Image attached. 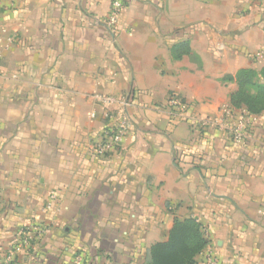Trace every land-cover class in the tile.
<instances>
[{"label":"crops","instance_id":"0c3cea01","mask_svg":"<svg viewBox=\"0 0 264 264\" xmlns=\"http://www.w3.org/2000/svg\"><path fill=\"white\" fill-rule=\"evenodd\" d=\"M122 1L109 29L112 0H0V259L34 221L51 232L12 264H145L194 217L224 264H264V112L235 144L166 107L172 92L203 115L230 103L223 77L264 65V0ZM184 40L192 53L176 60ZM96 92L129 95L133 121L104 157Z\"/></svg>","mask_w":264,"mask_h":264},{"label":"built area","instance_id":"2783aa9c","mask_svg":"<svg viewBox=\"0 0 264 264\" xmlns=\"http://www.w3.org/2000/svg\"><path fill=\"white\" fill-rule=\"evenodd\" d=\"M124 9L125 4L122 0H112L109 14L105 19L106 27L109 29L117 27ZM256 57L264 60V51L258 52ZM2 60L3 42L0 37V76L2 75ZM93 98L95 102L104 108L105 126L94 146L95 154L104 157L120 147L132 130L133 121L129 111V95L120 96L112 93L96 92L93 94ZM166 107L173 116L186 119L193 126L199 128L214 127L225 132L235 144L244 143L248 125L247 115H250L245 109L236 108L230 103H224L220 106L216 115H203L197 112L193 103L175 92L169 94ZM96 116L97 113L93 111L91 117L95 118ZM58 200V194L50 192L45 209L53 210L57 206ZM50 232L51 227L43 223L34 221L26 223L15 240L12 251L0 259V264L12 263L14 254L23 253L32 246L34 240H41ZM204 253L205 258L201 264H222L212 248Z\"/></svg>","mask_w":264,"mask_h":264},{"label":"trees","instance_id":"16d2710c","mask_svg":"<svg viewBox=\"0 0 264 264\" xmlns=\"http://www.w3.org/2000/svg\"><path fill=\"white\" fill-rule=\"evenodd\" d=\"M174 59L180 60L192 53L189 40L180 41L171 47ZM224 82H235L230 104L245 109L249 114L264 112V65L260 69L242 68L235 75H226ZM134 90H131L133 96ZM210 238L198 219L188 217L175 219L168 238L154 243L148 252V264H196L197 258L210 244ZM12 264V263H10Z\"/></svg>","mask_w":264,"mask_h":264},{"label":"rangeland","instance_id":"374dc122","mask_svg":"<svg viewBox=\"0 0 264 264\" xmlns=\"http://www.w3.org/2000/svg\"><path fill=\"white\" fill-rule=\"evenodd\" d=\"M257 58V57H256ZM202 223V222H201ZM202 225H203V223H202ZM203 227H204V230H205V232H206V234L207 235H209L208 234V231H207V229L205 228V226L203 225ZM210 238V237H209ZM156 240V238L155 237H153V241H155ZM138 257H142V255L140 254V255H138ZM219 257V256H218ZM148 258V257H147ZM203 258H205V253L203 254ZM220 258V257H219ZM80 257H78V263H79V261H80ZM220 260H221V258H220ZM227 260V259H226ZM221 261H223V259L221 260ZM203 262V261H202ZM226 261L224 260L223 262H222V264H224ZM228 264H239V263H237V262H235V260L234 261H231V260H228ZM137 264H141V263H139V260H138V262H137ZM144 264V263H143ZM145 264H148V262H147V259H146V262H145Z\"/></svg>","mask_w":264,"mask_h":264}]
</instances>
